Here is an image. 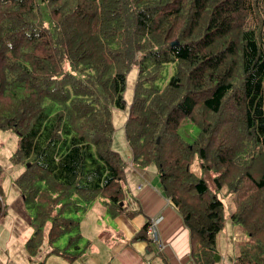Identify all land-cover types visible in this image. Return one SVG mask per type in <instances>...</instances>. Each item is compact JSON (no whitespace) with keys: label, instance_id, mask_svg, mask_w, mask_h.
I'll list each match as a JSON object with an SVG mask.
<instances>
[{"label":"trees","instance_id":"trees-1","mask_svg":"<svg viewBox=\"0 0 264 264\" xmlns=\"http://www.w3.org/2000/svg\"><path fill=\"white\" fill-rule=\"evenodd\" d=\"M131 70L132 163L155 166L192 258L219 260L226 189L247 237L233 264H264V0H0V130L18 136L30 252L48 220L50 242L71 233L81 203L101 196L120 213L112 109Z\"/></svg>","mask_w":264,"mask_h":264},{"label":"crops","instance_id":"crops-1","mask_svg":"<svg viewBox=\"0 0 264 264\" xmlns=\"http://www.w3.org/2000/svg\"><path fill=\"white\" fill-rule=\"evenodd\" d=\"M118 154L127 164L120 213L111 215L113 211L110 213L107 200L101 196L89 204L81 203L72 216L77 222L75 229L50 242L48 220L50 226L42 230L40 246L33 254L27 243L34 237V229L21 191L18 188V197H8L0 184L5 212L0 219V264H198L191 256L189 229L176 206L164 195L156 168L134 166L130 150L127 157ZM23 172L14 171L18 174L15 182ZM232 212L224 217V226L216 235L219 260L215 264H233L239 244L247 239L242 230L233 227ZM152 222L153 235L148 231ZM145 226L147 240L134 239ZM64 237L66 244L59 246ZM162 245L163 250L159 251Z\"/></svg>","mask_w":264,"mask_h":264},{"label":"rangeland","instance_id":"rangeland-1","mask_svg":"<svg viewBox=\"0 0 264 264\" xmlns=\"http://www.w3.org/2000/svg\"><path fill=\"white\" fill-rule=\"evenodd\" d=\"M173 72L171 66L168 67L167 76L169 77ZM136 81V71L131 70L126 79V88L124 91V101L126 102V106L123 110L113 108L112 109V124H113V135H112V147L115 151L122 154L123 157H127L129 154V147L125 141L124 136V125L128 116V107L132 101L134 85ZM197 135L196 129L191 126L190 137L188 140L192 141ZM18 136L15 132L9 130H0V184L3 185L6 189V195L8 197H18L19 189L15 183V177L18 174H14V171L24 170V165H15L13 162V155L17 149ZM125 159V158H124ZM130 164V163H129ZM153 168H155L154 165ZM197 169V166H195ZM129 173V169L127 171V175ZM221 194V199L224 203V217L227 218L229 213L233 211L234 204L232 203L231 197L226 194V189H223ZM123 204V201L121 202ZM50 222L44 227V231L46 228H49ZM236 230H241L239 226L234 225ZM245 235L244 233H241ZM245 238L246 235H245ZM67 242V237L62 238L59 241V246H63ZM223 243V242H222ZM221 247V245H220Z\"/></svg>","mask_w":264,"mask_h":264},{"label":"built area","instance_id":"built-area-1","mask_svg":"<svg viewBox=\"0 0 264 264\" xmlns=\"http://www.w3.org/2000/svg\"><path fill=\"white\" fill-rule=\"evenodd\" d=\"M149 234L153 235L154 233V223L152 222V224H150L149 228H148ZM159 251L163 250V245L158 247Z\"/></svg>","mask_w":264,"mask_h":264}]
</instances>
